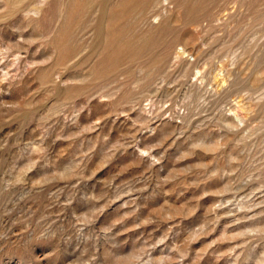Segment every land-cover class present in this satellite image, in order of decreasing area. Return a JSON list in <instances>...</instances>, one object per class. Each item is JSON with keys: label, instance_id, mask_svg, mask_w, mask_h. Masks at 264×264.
<instances>
[{"label": "rangeland", "instance_id": "374dc122", "mask_svg": "<svg viewBox=\"0 0 264 264\" xmlns=\"http://www.w3.org/2000/svg\"><path fill=\"white\" fill-rule=\"evenodd\" d=\"M0 264H264V0H0Z\"/></svg>", "mask_w": 264, "mask_h": 264}]
</instances>
